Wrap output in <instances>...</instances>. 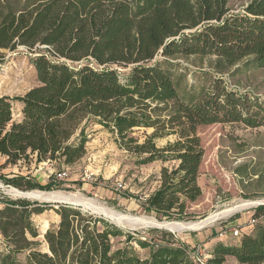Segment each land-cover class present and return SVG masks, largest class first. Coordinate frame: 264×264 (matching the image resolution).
<instances>
[{"label":"trees","instance_id":"obj_1","mask_svg":"<svg viewBox=\"0 0 264 264\" xmlns=\"http://www.w3.org/2000/svg\"><path fill=\"white\" fill-rule=\"evenodd\" d=\"M20 47L43 50L30 60L38 85L22 96L0 97V169L32 161L74 164L85 154L84 125L93 119L137 165L176 163L161 168L159 186L141 206L158 220L182 222L202 194L198 127L264 128V99L227 88L222 76L182 95L165 67L214 57L218 73L264 68V0H250L239 12L228 0H0V60ZM114 66L129 72L121 76ZM13 102L21 105L17 122ZM0 181L21 191L52 190L29 176L0 175ZM56 206L0 201V264H193L184 245L151 247L137 239L141 249L150 248L142 259L130 246L134 236L107 218ZM50 209L58 222L38 241L32 216ZM117 238H124L123 247L114 249ZM211 255L207 264H225L227 257L264 264V223Z\"/></svg>","mask_w":264,"mask_h":264},{"label":"rangeland","instance_id":"obj_2","mask_svg":"<svg viewBox=\"0 0 264 264\" xmlns=\"http://www.w3.org/2000/svg\"><path fill=\"white\" fill-rule=\"evenodd\" d=\"M249 1L228 0V6L232 12H239ZM39 52L43 50L29 51L20 47L15 51L4 53V57L0 60V97L22 96L30 88L38 85L30 60ZM213 61L214 57H188L168 63L165 67L172 72L182 95L189 90L197 93L200 88L208 84L212 77L222 76L227 88L240 94L264 99V68L237 71L236 66L230 69L229 73H218L212 68ZM113 68L121 76L129 72V68L118 66ZM12 112L13 121H19L22 115L21 105L18 102H13ZM84 126L87 136L85 154L74 164L65 166L59 162H44L36 165L33 161L19 162L17 165H8L0 169V175L8 178L13 175L29 176L42 186L50 183L52 190L44 193L54 194L65 202L75 203L73 197L78 196V201L84 202L87 205L84 207L95 211L97 215L103 214L117 224H124L121 228L135 238L130 246L142 259L148 256L150 248L141 249L136 244V240L141 236H148L166 245H177L175 240L180 237L211 229L216 231L213 235L215 237L225 231L224 236L230 238V241L227 240L226 243L234 244L239 240L231 237L232 226L248 227L246 225L255 212H260L261 216L255 218L256 223L242 230V233L251 235L257 225L264 223V209L258 208L264 206L263 127L252 129L241 124L221 123L198 127L197 135L204 148L199 171L202 194L197 201L189 204V220L177 222V220L165 218L158 220L154 213L144 212L141 206L159 186L158 175L161 168L171 167L176 163L155 161L146 165H137L135 158L119 149L112 135L95 120L89 119ZM167 140L172 141L173 138L160 140L158 145H164ZM1 164L3 159H0ZM57 173H64L62 180H56ZM90 174H92L91 177H88ZM5 185L0 181V201L27 200L22 199L24 197L10 196L8 190L15 188L12 186L1 188L6 187ZM15 190L21 193L41 192L38 189ZM30 199L27 201L59 202ZM53 205L56 206V204ZM254 205L257 207L252 208ZM208 216L212 218L199 227L200 221ZM32 221L40 234L37 240L42 241V235L47 229L57 224L58 217L50 209L40 215L32 216ZM112 242L114 249L121 248L124 238H117ZM44 248L42 245L41 249L44 250ZM0 250H4L1 237ZM22 258L23 256H20V259ZM225 264L237 263L233 258H226Z\"/></svg>","mask_w":264,"mask_h":264},{"label":"built area","instance_id":"obj_3","mask_svg":"<svg viewBox=\"0 0 264 264\" xmlns=\"http://www.w3.org/2000/svg\"><path fill=\"white\" fill-rule=\"evenodd\" d=\"M91 175L92 174H90L88 177H91ZM55 176H56V180H62L64 173H57ZM254 207H257V206H254ZM255 223H256V219L251 216L246 226L252 227V225H254ZM248 227L241 228V226L239 225L232 226L230 228L231 237L234 238L235 240L236 239L240 240L243 236L242 234H245V235L247 234L246 232L242 233V230L247 229ZM224 235H225V231H222L219 233L218 237L226 238ZM140 240L143 242H146L151 247H157L159 245H164L161 241L153 240L149 238L148 236H141ZM171 245L175 246L174 244H171ZM186 252H187L189 261L192 262L193 264H207V260L209 259V256L205 253L204 248L200 244H197L192 248L186 247Z\"/></svg>","mask_w":264,"mask_h":264},{"label":"crops","instance_id":"obj_4","mask_svg":"<svg viewBox=\"0 0 264 264\" xmlns=\"http://www.w3.org/2000/svg\"><path fill=\"white\" fill-rule=\"evenodd\" d=\"M198 185L200 186L199 183V177H198ZM201 188V186H200ZM226 227V226H224ZM244 230V229H243ZM211 230V229H206L202 232L193 234V235H188V236H184V237H180L178 238L176 243L184 245L188 248H192L197 244H200L203 248L205 253L209 256V258L212 256L211 253L214 250V248L218 245H225L227 244L226 241H230V238L226 237V238H221V237H215L213 236L214 233H216V231ZM248 235V234H247ZM149 249V248H146ZM149 256V254H148ZM148 256H146L145 258H147ZM227 258H233V257H227ZM234 259V258H233Z\"/></svg>","mask_w":264,"mask_h":264},{"label":"bare ground","instance_id":"obj_5","mask_svg":"<svg viewBox=\"0 0 264 264\" xmlns=\"http://www.w3.org/2000/svg\"><path fill=\"white\" fill-rule=\"evenodd\" d=\"M10 188V187H9ZM8 193L10 194V196L12 195V197H16V198H20V197H24L22 199H27V200H31L30 198L32 199H48L50 201H59V202H65V200H61L60 198H58L57 196H55L54 194H51V193H44V192H31V193H21L19 192L18 190H15V189H10L8 190ZM75 198L74 200L76 201L75 203L77 204H81L83 206H87L84 202H80L78 201V196H75L73 197ZM71 199V198H70ZM34 201V200H32ZM69 201V200H68ZM38 202H45V201H38ZM51 203V202H50ZM242 204V203H241ZM244 204V203H243ZM260 204V203H258ZM257 204V205H258ZM257 205H254V206H257ZM262 205V204H261ZM90 206V205H89ZM252 206V207H254ZM88 208V207H87ZM153 220L156 221L155 218L151 217ZM210 218H212L211 216H208L206 219L200 221V224H198L199 227L202 226V224H205L206 222H208V220H210ZM120 226H124V224L122 223H118Z\"/></svg>","mask_w":264,"mask_h":264},{"label":"water","instance_id":"obj_6","mask_svg":"<svg viewBox=\"0 0 264 264\" xmlns=\"http://www.w3.org/2000/svg\"><path fill=\"white\" fill-rule=\"evenodd\" d=\"M8 186H6V187H1V188H7ZM43 203H47V204H50V205H53V204H56V205H60V204H69V205H73V206H77V207H81L83 210H85V211H90L91 213H93V214H96V212L95 211H93V210H91L90 208H86V207H84V206H82L81 204H77V203H72V202H56V203H50V202H48V201H45V202H43ZM55 208H57V206H55ZM98 215H101V216H103V217H105L103 214H98ZM105 218H107V217H105ZM108 219V218H107ZM111 223H113V224H115L116 226H118V227H122V226H120L119 224H117L116 222H113L112 220H110V219H108ZM45 233V232H44Z\"/></svg>","mask_w":264,"mask_h":264}]
</instances>
